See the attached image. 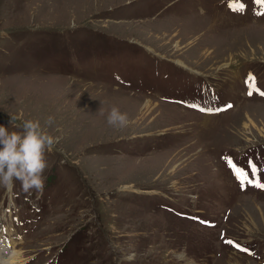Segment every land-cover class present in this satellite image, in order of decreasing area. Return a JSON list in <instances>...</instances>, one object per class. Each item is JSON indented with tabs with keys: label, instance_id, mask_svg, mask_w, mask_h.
I'll return each mask as SVG.
<instances>
[{
	"label": "rangeland",
	"instance_id": "1",
	"mask_svg": "<svg viewBox=\"0 0 264 264\" xmlns=\"http://www.w3.org/2000/svg\"><path fill=\"white\" fill-rule=\"evenodd\" d=\"M262 12L257 0H0V126L39 120L60 138L42 191L0 186V260L264 264V190L228 163L264 181ZM112 107L125 127L107 123Z\"/></svg>",
	"mask_w": 264,
	"mask_h": 264
},
{
	"label": "clouds",
	"instance_id": "2",
	"mask_svg": "<svg viewBox=\"0 0 264 264\" xmlns=\"http://www.w3.org/2000/svg\"><path fill=\"white\" fill-rule=\"evenodd\" d=\"M54 123L48 117L46 126ZM107 123L113 127H125L127 114L119 108L112 107L107 115ZM13 127L20 131H9L0 126V186L12 188L14 181H20L25 192L42 191L45 186V170L47 168L46 152H50L60 138L50 134L47 127L39 120L25 119L20 124L11 120ZM0 264H10L8 260H0Z\"/></svg>",
	"mask_w": 264,
	"mask_h": 264
},
{
	"label": "snow or ice",
	"instance_id": "3",
	"mask_svg": "<svg viewBox=\"0 0 264 264\" xmlns=\"http://www.w3.org/2000/svg\"><path fill=\"white\" fill-rule=\"evenodd\" d=\"M257 3L260 4L262 8H264V0H257ZM243 7H244L243 5H240L239 9H235V10L242 11ZM261 14H264V12H262ZM253 88H255L254 82L250 84V90L248 93L249 95L253 94V92H252ZM259 94L261 96H264V91L259 92ZM228 163H229L231 170L233 171V175L242 184V186L245 184V182H247L248 184H250L254 187H258V188L264 190V181H261L259 179H256L255 181H253L252 179H248L247 175L245 174V172L242 169H239L231 161H228ZM256 172H257V169L255 167H253V169H252L253 176L256 175ZM228 243L231 244L232 242L228 241Z\"/></svg>",
	"mask_w": 264,
	"mask_h": 264
},
{
	"label": "bare ground",
	"instance_id": "4",
	"mask_svg": "<svg viewBox=\"0 0 264 264\" xmlns=\"http://www.w3.org/2000/svg\"><path fill=\"white\" fill-rule=\"evenodd\" d=\"M149 50H150V48H149ZM175 62H176V64L179 65V66L187 67L185 64H183V63L180 62V61H177V60H176ZM149 103H150V102H147V101H146V103L144 104V106H143V108H142V110H141L140 116H139L138 118H136V120H134L133 123H138L137 120H140V119L143 120V118L146 117V115L149 113V111L151 112V110H150L151 104H149ZM244 125H245V124H244ZM245 126H247V125H245ZM245 128H246V127H245ZM14 259H15V258L13 257V254H12V255H10L6 260L10 261V264H14V263L16 262ZM3 260H4V259H3Z\"/></svg>",
	"mask_w": 264,
	"mask_h": 264
},
{
	"label": "crops",
	"instance_id": "5",
	"mask_svg": "<svg viewBox=\"0 0 264 264\" xmlns=\"http://www.w3.org/2000/svg\"><path fill=\"white\" fill-rule=\"evenodd\" d=\"M225 210L229 211L230 209H225Z\"/></svg>",
	"mask_w": 264,
	"mask_h": 264
}]
</instances>
